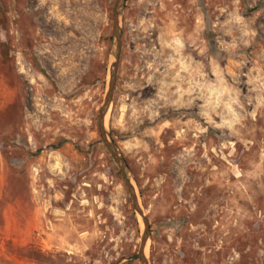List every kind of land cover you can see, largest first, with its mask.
<instances>
[{
  "label": "rangeland",
  "instance_id": "1",
  "mask_svg": "<svg viewBox=\"0 0 264 264\" xmlns=\"http://www.w3.org/2000/svg\"><path fill=\"white\" fill-rule=\"evenodd\" d=\"M116 0H0V264H141L97 116ZM105 125L151 264H264V0H126Z\"/></svg>",
  "mask_w": 264,
  "mask_h": 264
},
{
  "label": "water",
  "instance_id": "2",
  "mask_svg": "<svg viewBox=\"0 0 264 264\" xmlns=\"http://www.w3.org/2000/svg\"><path fill=\"white\" fill-rule=\"evenodd\" d=\"M125 1L126 0H116L114 7L113 18H112V35H111L112 41L110 48L108 86L103 103L98 112L97 121H98V131L100 133L101 139L104 145L106 146L107 150L111 154V156L118 164L121 173L125 179V183L127 185V189L130 195V199L132 201V205L135 211L137 212V214L140 216L141 221L143 223V231L140 237L138 250L132 255L127 256L125 260L137 259L141 262V264H151L150 261L148 260V257L146 256V247L150 236V226H149L148 218L145 215L144 210L140 204L129 166L124 156L117 149L105 125L106 115L112 100V95L115 87L118 64L121 53V46H122L121 21L125 7Z\"/></svg>",
  "mask_w": 264,
  "mask_h": 264
},
{
  "label": "trees",
  "instance_id": "3",
  "mask_svg": "<svg viewBox=\"0 0 264 264\" xmlns=\"http://www.w3.org/2000/svg\"><path fill=\"white\" fill-rule=\"evenodd\" d=\"M131 262H133V260H128V261H127V263H131Z\"/></svg>",
  "mask_w": 264,
  "mask_h": 264
}]
</instances>
